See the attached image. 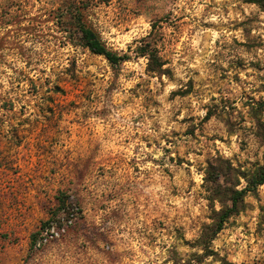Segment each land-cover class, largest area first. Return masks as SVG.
<instances>
[{"label":"rangeland","instance_id":"1","mask_svg":"<svg viewBox=\"0 0 264 264\" xmlns=\"http://www.w3.org/2000/svg\"><path fill=\"white\" fill-rule=\"evenodd\" d=\"M263 166L252 0H0V264H222L197 240ZM211 248L264 264V185Z\"/></svg>","mask_w":264,"mask_h":264},{"label":"trees","instance_id":"2","mask_svg":"<svg viewBox=\"0 0 264 264\" xmlns=\"http://www.w3.org/2000/svg\"><path fill=\"white\" fill-rule=\"evenodd\" d=\"M252 2L264 9V5L259 0H252ZM81 30L82 39L85 46L89 48L94 54L104 56L112 64H118L120 61H123L125 59V57L118 56L117 54L109 51L100 42V40L92 30L87 29L85 26H82ZM156 37L157 35H155L154 32L150 33L149 36L146 37V39L144 40V45L142 46V48H140L141 55L145 56L148 59L149 72H151L152 74L164 75L168 72V70L164 68L165 62L160 56ZM207 175L209 176L206 178L208 182L215 183L217 181L216 178H212V174L209 173ZM262 185H264V166L247 178V186L245 188H228L224 191V193H226L227 195L230 205L220 211H214V215L212 218L213 223L203 227L200 237L197 240V245L201 247L203 251L201 255L197 256V261L199 263H203L206 259L214 258L218 261H221L222 264H230L229 262L221 258V256L211 248L212 243L216 239L218 234L224 229L225 223L232 216L237 215L240 211H242L245 197L249 193H256L258 188ZM218 192V195H221L220 191ZM215 198L216 196H214L213 199ZM66 209L67 208L65 207L63 208V213H66ZM60 221L62 222V220Z\"/></svg>","mask_w":264,"mask_h":264}]
</instances>
